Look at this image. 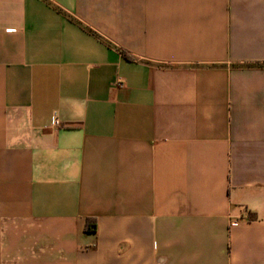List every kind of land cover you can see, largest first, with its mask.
<instances>
[{"label":"crops","instance_id":"0c3cea01","mask_svg":"<svg viewBox=\"0 0 264 264\" xmlns=\"http://www.w3.org/2000/svg\"><path fill=\"white\" fill-rule=\"evenodd\" d=\"M0 264H264V0H0Z\"/></svg>","mask_w":264,"mask_h":264},{"label":"trees","instance_id":"16d2710c","mask_svg":"<svg viewBox=\"0 0 264 264\" xmlns=\"http://www.w3.org/2000/svg\"><path fill=\"white\" fill-rule=\"evenodd\" d=\"M121 53L127 57V58H130L129 54L124 52L123 50H121ZM95 228V224L93 223V221L91 219H87L86 220V224H85V231H93Z\"/></svg>","mask_w":264,"mask_h":264},{"label":"built area","instance_id":"2783aa9c","mask_svg":"<svg viewBox=\"0 0 264 264\" xmlns=\"http://www.w3.org/2000/svg\"><path fill=\"white\" fill-rule=\"evenodd\" d=\"M118 85H120V86H121V85H122V82H121V81H119V82H118ZM58 124H59V122H58L57 120H55V121H54V125H58Z\"/></svg>","mask_w":264,"mask_h":264}]
</instances>
